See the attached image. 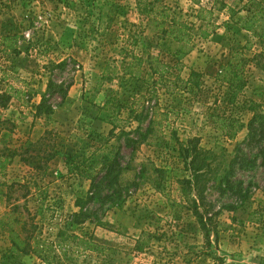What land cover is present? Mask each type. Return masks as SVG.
Listing matches in <instances>:
<instances>
[{
  "label": "rangeland",
  "instance_id": "1",
  "mask_svg": "<svg viewBox=\"0 0 264 264\" xmlns=\"http://www.w3.org/2000/svg\"><path fill=\"white\" fill-rule=\"evenodd\" d=\"M163 3L188 20L199 9L190 0ZM212 4L200 6L211 9L215 32L179 52L152 27L140 33L145 17L136 0H0V93L11 95L0 107V162L7 157L0 168V264H44L49 253L60 264H264V136L251 121L255 110L264 114V83L250 66L245 87L226 103L216 75L232 51L264 56L257 35L264 31V0ZM6 35L17 36L16 52L5 47ZM123 50L144 59L139 79L122 71ZM148 55L172 66V76L179 73L171 86L182 88L194 70L200 89L146 92L144 84L154 80L145 71ZM41 101L51 111L37 115ZM223 112L243 122L231 139L216 127ZM152 134L184 144L199 137L214 157V173L188 192L189 169ZM115 155L126 167L122 186L105 173ZM201 186L218 230L209 248L192 212ZM174 209L180 218L173 219ZM10 228L29 253L12 248ZM71 234L97 247L84 250Z\"/></svg>",
  "mask_w": 264,
  "mask_h": 264
},
{
  "label": "trees",
  "instance_id": "2",
  "mask_svg": "<svg viewBox=\"0 0 264 264\" xmlns=\"http://www.w3.org/2000/svg\"><path fill=\"white\" fill-rule=\"evenodd\" d=\"M190 1L193 4L199 6V9L194 16L195 20H188L187 18L182 17L180 12L176 11L169 5L164 4L163 0H136L137 12L145 17V22L143 24L142 29L140 30V33H145V31L146 33H152V30L150 29L152 27L154 29V35L157 38H167L169 40L177 42L179 52H188L192 49L193 40H195L196 38H208L209 35L214 33L216 28L218 27L211 21V9H203L202 6H200L201 0ZM217 3H220V0H213V4ZM221 3V8L226 6L222 1ZM229 9L231 15L235 13V10H232V8ZM254 22L255 20H253L252 17L251 19L246 20L242 27L246 31H250L252 30V25L254 24ZM257 35H259V37H264V31L257 33ZM16 37V35H6L1 38V40L7 42L5 47L7 49H10L12 52L17 51V47L12 42L14 39H16ZM131 40V44L134 45L137 43L138 38L136 35L133 34L131 36ZM123 52L125 53L123 59L128 61L124 60L122 62V71L126 75H130L134 78L139 79L141 71L140 66L142 65L144 59L140 55L134 54L132 51L123 50ZM147 59L148 64L145 71H150L151 75L154 76V80L149 85H147L146 83L144 84L146 86V92L150 91L151 89L153 92H155L158 89L157 87H163L167 90L172 87V90L176 88L180 91L186 89L185 91L187 93H192L191 88L193 87H195L197 90L200 89L201 80L199 79V73H197L196 71L191 70L189 72L188 77L184 81L183 79H181L184 84L182 88H179L181 86L177 85L173 87L171 86V84H174V82L180 78L179 73H175L176 75L172 76V66L159 60L157 56L148 55ZM250 66L256 70L258 80L264 83V56L261 53H254L250 58H248L243 56L241 51H232L230 54V58L226 61L225 64H222L220 66V70L217 72L216 75L217 79L220 81V86L223 89L221 91V96L224 98L225 101L227 100L226 103L235 102L238 93L241 92L242 89L245 87L246 83L248 82L247 75L248 71H250ZM187 86H191V88L189 89L187 88ZM137 95L139 97L144 96V94L140 92H137ZM10 98L11 95L9 92L4 91L0 93V107H6ZM42 100H44V98ZM42 102L43 101H41V103H39V105L37 106V115H40L42 113H49L51 111L50 107L48 106L45 109L42 108ZM135 103L136 101H132L131 104L127 106L129 108V114L134 115L133 118L137 117L136 111H134ZM113 104L116 111H118L120 108V102L116 101L113 102ZM217 120L219 121V124L216 127L223 131V135L225 137L230 139L233 138L236 132L243 126V122L239 119L238 116L232 115L230 113L226 115V112H223L221 116H218ZM254 120L259 121L257 129H259L261 135L264 136V114L258 113L255 110L251 118V121ZM155 121V118L151 119L149 121L150 125L152 126ZM251 121H249L248 127L251 129V131L256 130L255 128H252L253 126L251 124ZM121 131L124 132L125 130L123 129ZM153 137H155V141H157L155 145L158 148L165 147L176 150L178 152V156L182 159L184 163L185 169H189L190 175L192 176V180L184 178V181L190 184V188L187 189L188 192L189 190H192V183L196 185V182L198 180L202 181L203 179H209L212 173H214L212 168V162L214 160V157L211 154L210 149H205L198 145L199 137H189L185 142L186 144L178 142V140L175 138H169V140L165 141L161 136L153 135ZM6 163L7 157L0 162V168H3ZM233 164L234 160H231L228 167L232 169ZM125 170L126 167H123L118 162V159L115 155V158H113L109 162L105 173L106 176H109L110 182L117 183L119 186H122L124 184V181L122 180L121 176ZM155 170L158 173L163 172L161 168H155ZM197 191L200 193L197 197L199 199H197L198 202H196V200L194 199L192 200V212L197 222L199 223V228L202 231L203 246L205 248H209L213 244V242L217 240L218 237V230L216 228L215 222L216 218H213V214L215 213L211 214V209L208 208V206H205L204 204L205 201L203 199L202 193V191L204 190L202 186L200 188H197ZM176 214L177 211L176 209H174L172 212L173 219L180 218V216ZM10 231L13 233V236L10 237L12 248L18 249L23 253H29L28 247L30 246L26 244L27 241L24 245V241L18 237V235L12 228H10ZM63 235L64 231L60 230L59 236L62 238ZM212 235L213 238H211ZM70 237L74 241L77 240L78 244L85 243L86 246L84 247V250H92L97 247V245L92 242L91 239L86 240L75 234H71ZM137 243H139L138 240L136 241V244ZM210 255H212V258L215 261L218 259L213 254ZM41 259L44 264H60L59 259L56 258L55 254H43L41 256Z\"/></svg>",
  "mask_w": 264,
  "mask_h": 264
}]
</instances>
